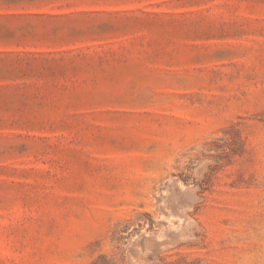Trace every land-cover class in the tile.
<instances>
[{"label": "rangeland", "instance_id": "obj_1", "mask_svg": "<svg viewBox=\"0 0 264 264\" xmlns=\"http://www.w3.org/2000/svg\"><path fill=\"white\" fill-rule=\"evenodd\" d=\"M0 264H264V0H0Z\"/></svg>", "mask_w": 264, "mask_h": 264}]
</instances>
